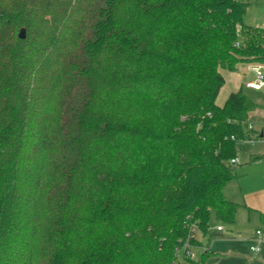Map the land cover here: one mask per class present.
Here are the masks:
<instances>
[{
    "label": "trees",
    "instance_id": "trees-1",
    "mask_svg": "<svg viewBox=\"0 0 264 264\" xmlns=\"http://www.w3.org/2000/svg\"><path fill=\"white\" fill-rule=\"evenodd\" d=\"M19 1L27 36L0 45V264H171L213 216L232 225L224 187L260 105L217 97L222 69L264 63L249 3Z\"/></svg>",
    "mask_w": 264,
    "mask_h": 264
},
{
    "label": "crops",
    "instance_id": "crops-1",
    "mask_svg": "<svg viewBox=\"0 0 264 264\" xmlns=\"http://www.w3.org/2000/svg\"><path fill=\"white\" fill-rule=\"evenodd\" d=\"M246 22L248 24L264 28L259 25L264 22V17L263 19H256L254 24L250 22L247 15ZM254 64L255 63H243L236 71L222 69V73L225 76V83L217 97L218 104L223 105L230 93L242 90L245 94L259 103L260 106L252 112V125L254 130L253 137L255 138L249 142L251 143L249 151L245 157H243L245 161L248 160L246 161V171L244 176H251L252 187H246L244 178H240L239 180L240 188L238 191L234 188L235 184H232V186L230 185V182H233L235 179L229 181L225 185V196L228 199L237 202L239 204V208L236 220L232 224V230L228 234H219V236L228 239L229 241H235V244L232 243L233 245L241 243L243 241L242 238H245L247 242L252 243L250 244V250L252 252L257 254L263 251V254L258 258V260H256V262H259L258 264H264V86L260 89L247 86V82L256 77V73L253 69ZM241 150L242 147L240 145V151ZM240 151L238 155L239 164H241ZM236 179H239V177ZM243 218L248 219L247 223L242 221ZM219 225L222 226V229H218ZM219 225H217V230L224 231L223 225ZM258 229L262 230L261 241L256 238V231ZM232 244L229 243L226 246H233ZM255 244H258L260 247V250L257 252L252 250V246ZM201 249L207 250L205 249L203 242ZM201 249L195 246V254L197 255Z\"/></svg>",
    "mask_w": 264,
    "mask_h": 264
},
{
    "label": "rangeland",
    "instance_id": "rangeland-1",
    "mask_svg": "<svg viewBox=\"0 0 264 264\" xmlns=\"http://www.w3.org/2000/svg\"><path fill=\"white\" fill-rule=\"evenodd\" d=\"M64 0H46V4L48 6L52 4L53 2H63ZM249 3V12H248V19L251 23H254L256 19H263L264 17V0H245ZM20 1L18 0H0V10H4L2 18H5L8 20V22H3L0 20V45L1 44H7V43H13L16 44L19 41L18 34L20 33V30L22 27L25 26L23 24L22 19H17L20 11ZM54 15H47L44 14V19L47 22L48 25L54 24L52 22ZM1 19V17H0ZM255 24V23H254ZM260 26L264 27V22L259 24ZM252 134L250 137H248L246 140H244L241 143L242 150L240 151V165L237 167V173L239 175V179H233V182H230L231 186L232 184H235V187H233L238 191L240 188L239 180L240 178H244L246 182V187L251 188L252 187V180L251 176L248 177L244 176V173L246 171V161L243 157L247 154L249 151L250 141H252L255 137ZM235 192V191H234ZM242 221H245L247 223L248 219L243 218ZM222 224L224 227V231H218L217 225ZM233 228V225L224 224L220 222L216 216L212 217L210 228L205 235L201 231H196V237H198L204 244L205 249L210 250L212 252L209 253V256L206 257V263L205 264H258L259 262H256L258 258L263 254V251L255 254L250 250V242H247L245 238H242V242L235 244V241H229L228 239H225L223 237H220L219 234H228ZM256 231V230H255ZM246 233V231H245ZM256 242V241H255ZM229 243H233V246H226ZM258 245V244H255ZM254 245V246H255ZM195 249V248H194ZM214 254V255H212ZM263 264V263H262Z\"/></svg>",
    "mask_w": 264,
    "mask_h": 264
},
{
    "label": "built area",
    "instance_id": "built-area-1",
    "mask_svg": "<svg viewBox=\"0 0 264 264\" xmlns=\"http://www.w3.org/2000/svg\"><path fill=\"white\" fill-rule=\"evenodd\" d=\"M253 69L256 73V77L253 80L247 82V86L251 88L260 89L264 86V63H255L253 65ZM249 128H253V125L250 124ZM233 163H238V158H232ZM218 229H222V226L219 225ZM194 236V234H192ZM256 238L261 241L262 238V230L258 229L256 231ZM195 246H193L189 241H186L184 244L178 246L176 248L177 252V260L171 264H187L185 258L189 257L192 258L195 256L194 251ZM252 250L257 252L260 250L259 245L252 246Z\"/></svg>",
    "mask_w": 264,
    "mask_h": 264
},
{
    "label": "water",
    "instance_id": "water-1",
    "mask_svg": "<svg viewBox=\"0 0 264 264\" xmlns=\"http://www.w3.org/2000/svg\"><path fill=\"white\" fill-rule=\"evenodd\" d=\"M27 36V30L25 27H22L21 30H20V33H19V37L22 38V39H25Z\"/></svg>",
    "mask_w": 264,
    "mask_h": 264
}]
</instances>
